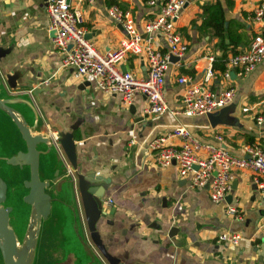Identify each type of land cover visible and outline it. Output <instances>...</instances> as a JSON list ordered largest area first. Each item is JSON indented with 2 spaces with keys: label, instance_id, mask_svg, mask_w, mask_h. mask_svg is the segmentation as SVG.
Here are the masks:
<instances>
[{
  "label": "crops",
  "instance_id": "0c3cea01",
  "mask_svg": "<svg viewBox=\"0 0 264 264\" xmlns=\"http://www.w3.org/2000/svg\"><path fill=\"white\" fill-rule=\"evenodd\" d=\"M69 1L83 17L86 38L100 52L118 49L126 36L121 24L108 15L109 6L129 9L141 33L157 11L147 0ZM260 1L189 0L176 21L188 48L181 59L169 63L164 76L168 110L146 115V100L139 92L124 106L120 94L101 91L93 80L76 76L73 68L63 64L64 55L54 46L45 0H0V97L31 103L11 106L34 134L54 141L53 131L73 134L76 171L85 174L92 170L105 180L99 183L103 188L99 198L102 213L96 219L95 232L105 253L117 264H264V202L254 172L233 169L231 190L214 203L207 187L192 188L189 176L181 177L176 163L156 164L155 152L147 147L153 138L180 126L202 143L224 147L237 156L246 154L248 144H264V123L258 125L254 120L257 113L264 112V59L249 73L239 74L234 68L229 79L223 77L230 56L249 47L255 32L253 10ZM215 3L221 5L225 26L235 42L226 44L225 50L218 47L219 38L212 29L203 25V6ZM153 37V47L165 53L164 37L160 33ZM211 57L214 77L210 88L234 89L229 110L219 117L220 122L213 123L207 114L189 117L173 113L181 107L185 88L178 78L185 75L192 82H201ZM120 68L144 75L147 64L141 55L128 53ZM6 75L16 76L14 88L8 85ZM221 108L212 113L219 114ZM181 142L178 136L169 139L172 145ZM37 148L41 151L39 175L51 182L48 191L56 202L51 205L55 211L52 219H60L59 208H72L75 219L80 218L82 239L85 237L88 258L82 261L75 248V255L68 254L60 264L76 260L80 264H110L88 231L77 185L71 196L66 186L58 183L59 178H76V171L67 162L65 168L59 160L55 163L44 152L45 144ZM57 169L59 178L52 181ZM231 208L236 212H229ZM224 232L239 233V243L219 241L217 235ZM36 257L37 252L34 262ZM63 257L61 253L59 259ZM50 258L51 254H46L42 264H53Z\"/></svg>",
  "mask_w": 264,
  "mask_h": 264
},
{
  "label": "built area",
  "instance_id": "2783aa9c",
  "mask_svg": "<svg viewBox=\"0 0 264 264\" xmlns=\"http://www.w3.org/2000/svg\"><path fill=\"white\" fill-rule=\"evenodd\" d=\"M147 2L157 6V11L152 19L144 23V33L138 30L129 9H123L116 4L108 7V15L121 24L126 36L118 49L100 52L94 43L86 38L83 17L71 6L69 0H45L49 27L54 31V46L63 53V64L73 68L76 76L93 80L101 91L120 94L124 106L130 105L135 93L139 92L146 100L143 113L152 115L168 110L163 94L165 71L171 57L181 59L188 48L187 42L182 39L176 27V21L189 0ZM252 22L255 32L249 47L230 56L228 67L223 71V77L226 79L231 77L232 69L237 68L239 74H246L264 59V0L255 5ZM155 33H160L166 40L165 53H160L153 47L152 39ZM128 53L144 58L147 64L144 75L120 68ZM212 61L211 57L201 82H192L191 77L185 75L178 78V82L185 88L181 107L174 109L173 113L189 117L206 115L231 103L234 96L232 86L220 91L210 88L214 77ZM243 110L246 111L247 108ZM254 120L258 125L263 124L264 112L257 113ZM52 136L57 140L59 133L53 131ZM176 136L181 137L182 142L179 145L169 143V139ZM147 147L155 152L156 164L167 166L176 163L180 176H189V185L192 188L207 187L214 203L222 201L231 190L230 175L233 169H250L255 174L254 180L264 202V144H248L245 146L246 154L237 156L224 147L202 143L194 138L186 127L180 126L153 138ZM110 202L111 200L106 201ZM229 212L234 213L236 209L231 208ZM217 238L228 244H237L241 235L224 232L218 234Z\"/></svg>",
  "mask_w": 264,
  "mask_h": 264
},
{
  "label": "water",
  "instance_id": "95a60500",
  "mask_svg": "<svg viewBox=\"0 0 264 264\" xmlns=\"http://www.w3.org/2000/svg\"><path fill=\"white\" fill-rule=\"evenodd\" d=\"M52 34H54V31ZM1 55L3 54L0 53V57ZM174 60H177V58L171 57V61ZM6 77L8 85L14 88L16 76L6 75ZM16 102L30 103L25 99L17 101L11 98L0 97V110L9 116L18 128L21 138L25 141L26 151H18L16 155L10 156L6 161L8 164L18 165L20 167L24 165L29 166V178L24 180V185L27 187L28 192L24 195L23 199L30 205V214L26 230L22 238L19 239L15 229L10 224L11 207L3 205L6 199L7 184L0 177V255L4 264H33L41 222L49 216L52 202L50 194L46 191V188L50 185V181L42 180L39 175V156L41 151L37 148V145L45 144L46 150L44 152L46 154L51 156L53 152L56 159L60 161L62 168H65L67 162L75 171L77 170V154L71 132H60L56 141L49 139L47 136L34 134L22 114L11 106V104ZM228 110L229 107L226 105L221 108L219 114H207L210 122L213 123L214 120L219 121V117L224 115ZM58 178L57 169L52 181H56ZM101 182H105V180L102 179V176L96 175L92 170L85 174L76 171V178L73 175L71 178L68 176L58 179L59 185L64 184L70 192H73L75 185H77L87 228L92 240L103 254L107 256L110 264H117L115 258L105 253L102 245H100L99 237L95 232L96 219L102 213V203L99 200L103 196V188L99 185ZM32 218L35 219V229H32ZM19 242H21L20 247ZM86 248L88 247L86 246Z\"/></svg>",
  "mask_w": 264,
  "mask_h": 264
},
{
  "label": "rangeland",
  "instance_id": "374dc122",
  "mask_svg": "<svg viewBox=\"0 0 264 264\" xmlns=\"http://www.w3.org/2000/svg\"><path fill=\"white\" fill-rule=\"evenodd\" d=\"M182 11L183 9L180 11L179 16L181 15ZM1 112L2 111L0 110V132L6 131V133L9 132L13 136L16 133V129L14 127L16 125L9 116L4 113L6 116L5 117L2 114L3 112ZM5 145L7 148H9L7 143V135L1 134L0 154H8V150H4ZM51 154V157L55 160V163H57L54 153L52 152ZM0 162L2 163L0 165L2 170L6 172L4 174L9 185L7 197L3 202V205L11 207L10 224L13 226L20 239L26 230L30 214V206L23 199L24 195L27 194V187L24 185V182L22 184V180H26L28 177L25 174L19 175L15 168H10V165L6 164L3 160H0ZM67 192L72 196L70 191L67 190ZM72 201L73 199H68V203L72 204ZM51 203L56 206V202L53 201ZM59 209L60 219H52L53 212L55 211L51 209V214H49L51 217H48L41 222L39 240L36 247L37 257L34 264H42L43 261L45 262L47 259H45V255L48 253H50L52 256L50 259L52 262L54 261L53 264L65 263V260L68 258V254L72 256L75 255V248L78 250L77 255L82 261L88 258L84 251L85 245L83 239L85 237L82 239L83 232L81 229L82 226L80 224V218L77 217L75 219L72 208H69L68 206L66 207V205L65 207ZM75 227H78V229H74ZM58 232L59 235L57 234ZM61 253L65 255V257L59 259ZM0 264H4L1 255ZM73 264L80 263L76 260L73 262Z\"/></svg>",
  "mask_w": 264,
  "mask_h": 264
},
{
  "label": "trees",
  "instance_id": "16d2710c",
  "mask_svg": "<svg viewBox=\"0 0 264 264\" xmlns=\"http://www.w3.org/2000/svg\"><path fill=\"white\" fill-rule=\"evenodd\" d=\"M214 7L215 9H211ZM203 25L212 29L213 34L216 35L218 40V47L220 49L225 50L226 44L233 43V35L229 32V27L225 26V16L223 9L219 3H215L214 5H204L203 6ZM225 39H227V43H225ZM235 43V42H234ZM216 67V65H214ZM219 69L224 70V66L220 65Z\"/></svg>",
  "mask_w": 264,
  "mask_h": 264
},
{
  "label": "flooded vegetation",
  "instance_id": "af4514ba",
  "mask_svg": "<svg viewBox=\"0 0 264 264\" xmlns=\"http://www.w3.org/2000/svg\"><path fill=\"white\" fill-rule=\"evenodd\" d=\"M2 113V112H1ZM4 116H5V114L4 113H2ZM6 117V116H5ZM15 127V131H16V133L12 136V134L11 133H9V132H7L6 133V131H4V133L7 135V143H8V146H9V148H7V146L5 145V147H4V150H8V154H0V160H3L6 164H8L7 163V158H9L10 156H12V155H16L17 153H18V151H26V144H25V141L21 138V135H20V132H19V130H18V128L16 127V126H14ZM4 128V127H3ZM1 138V137H0ZM2 163L0 162V165H1ZM10 166V168L11 167H13V168H15L16 169V172L19 174V175H22V174H25V175H27V177L29 178V172H30V169H29V166H27V165H24V166H22V167H20V166H18V165H11V164H9ZM4 173H6V172H4L3 170H2V167L0 166V177L1 178H3V180L6 182V184H7V192H8V187H9V185H8V181H7V179H6V177H5V174ZM27 178V179H28ZM41 178V177H40ZM24 180L25 179H23L22 180V184H23V182H24ZM43 180V179H42ZM51 183V182H50ZM48 189H50V185L46 188V191L50 194V196H51V193H52V191H48ZM27 192H28V189H27ZM6 197H7V193H6ZM51 198H52V196H51ZM52 202H53V198H52ZM51 205H52V203H51ZM30 206V205H29ZM50 213H51V211H50Z\"/></svg>",
  "mask_w": 264,
  "mask_h": 264
},
{
  "label": "bare ground",
  "instance_id": "6f19581e",
  "mask_svg": "<svg viewBox=\"0 0 264 264\" xmlns=\"http://www.w3.org/2000/svg\"><path fill=\"white\" fill-rule=\"evenodd\" d=\"M32 220H33L32 229H35L36 228L35 219L32 218ZM20 246H21V242H19V247Z\"/></svg>",
  "mask_w": 264,
  "mask_h": 264
}]
</instances>
